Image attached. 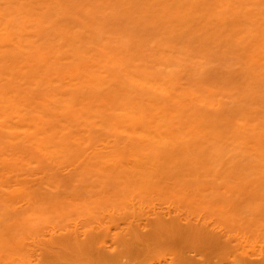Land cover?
Masks as SVG:
<instances>
[{
  "label": "bare ground",
  "instance_id": "bare-ground-1",
  "mask_svg": "<svg viewBox=\"0 0 264 264\" xmlns=\"http://www.w3.org/2000/svg\"><path fill=\"white\" fill-rule=\"evenodd\" d=\"M202 2L203 4L199 0H0V149H5L0 154V176H8L15 181L10 192L2 189L3 193H0V264H74L67 263L66 258L76 255H85L88 259L92 257L95 261L111 260L116 263L119 259H126L128 264H140L141 257L146 259L147 255L150 256V249L160 239L163 230L168 236L174 233L168 228V222L166 225L165 221L162 222V217L153 213L155 217L153 221L149 218L152 221L150 223L147 219V225L154 237L158 235L157 232L161 234L157 236L158 240L152 237L151 241L150 233L145 234L149 238L144 233H139L142 224L137 226L136 218L126 217L127 206L134 212L142 211L141 199L144 201V196L147 198V195L167 196L170 193L176 202L180 200L187 204L186 207L190 206L189 210L191 207L200 209L205 204L207 207L204 208L211 209L227 199L228 203L229 195L232 197L230 204L221 203L218 208L222 209L218 211L224 210L233 216L236 215L233 211L237 207V201L241 202L244 197L250 196L251 200L246 201L250 204L247 207L242 205L243 209L252 215L259 214H255L259 220L255 216L254 219L263 230L264 98L260 100L259 95L261 97L264 94H260V89L259 95L256 93L262 103L253 95L258 86L254 85L257 77L264 76V0ZM101 10L108 11L105 12L112 18L115 16V20L119 18L118 21L125 16L126 25V21L134 23L132 30L136 38L146 34L145 31L142 34L136 33L140 26L137 21L145 20L143 24L146 23V28L144 25L141 27L147 30V25L151 27L150 20L153 19L154 26L166 28L158 29L152 25L156 32L159 30V34L163 32L161 29L169 31L167 27H171L173 30L169 31L170 37L175 38L177 34L180 38L185 35L197 37L202 45L211 44L208 49L214 46L218 51L221 48V53L226 56L231 54L234 55L233 58H243L242 63L246 64L244 67H249L252 76L250 73L241 76L247 86L244 84L246 88L241 85L236 88L246 90H237V96L233 97L231 90L238 77L230 79L234 74L229 70L231 67L224 63L222 64L229 68L225 70L221 65L222 71L224 70L221 76L215 78L211 75L214 79L218 78L217 82L209 77L210 81L208 79L207 82L204 77V82L203 77H197L195 83L192 81L193 85L196 84L194 88L180 89L179 76L174 69H171L174 75L171 72L166 75L167 71L161 74V67H157V70L151 66L155 69L152 71L148 64L144 65L142 61L134 59L136 56L122 55L115 50V46L110 48L108 43H104V48L101 41L99 43L103 44L102 47L98 46V34L91 33L89 36L86 25L91 21L90 24L94 23L95 14L104 13ZM94 11L93 16L91 13ZM105 19L107 21H96L104 26L101 23L109 21L108 18ZM75 23L83 25L87 31L84 28V31H80L82 27L78 26L77 29ZM90 24L89 27L94 25ZM134 25L139 26L137 28ZM103 26L102 29L106 25ZM153 28H150V32L154 31ZM132 33L133 31L130 35L134 37ZM123 35L125 36L122 33L121 37ZM180 38L176 36L178 41H181ZM88 44L90 48L97 47L90 49ZM108 49H111L110 52ZM216 53L212 51V54ZM241 58L238 60L241 61ZM234 69L240 68L237 66ZM241 71L239 72L246 73L245 70ZM262 78L264 87V77ZM259 79L258 83L261 82ZM198 80L202 82L199 83ZM252 92L254 94L251 95ZM221 93L226 96L231 94V100L225 104L220 97ZM102 135L107 138L103 140L99 137ZM15 149L22 155L33 156L38 153L34 162L40 171L33 183L29 179L31 184L24 182L31 174L23 167L22 163L26 160ZM67 162L77 163L79 170L68 177L63 174ZM25 175H28L26 180H22ZM3 182L4 179L0 178V189L5 186ZM197 191L203 192L204 195L197 198H204V203L201 202L202 199H190L191 193ZM240 196L244 197L240 199ZM213 202L217 204L214 206ZM103 207L109 209L112 216V227H109L115 228L111 243L112 246L115 245L113 248L117 252L113 248V252L110 251L114 256L97 246L98 243L103 244L102 240L106 237L103 236L102 229L99 230L100 226L94 228L93 224L92 229L87 227L91 230H87L82 239L73 237L72 232L64 233L62 229L66 227H61L62 232L49 233L48 239L41 238L43 241L38 238L40 242H36L37 244L33 240L35 238L30 239L36 245L33 242L31 244L38 246V251H31V255L38 254L35 261L30 257L28 259L24 253L26 241L34 236L31 235L36 230L34 228H43L38 225L54 222L63 225L72 214L79 215L77 218H84V223L86 219L90 223V219L94 220L93 215L101 217L100 211H105ZM239 207L240 205L237 211ZM118 209L123 213L120 215V222L115 218L120 213ZM192 209L188 211L192 212ZM246 210L242 211L247 213ZM218 211L216 213L220 215ZM194 212L197 213L196 210ZM239 213L241 218L243 214ZM223 214L225 213H221ZM229 215L227 214L230 218L227 217L226 221L234 219ZM223 218H226L225 215ZM94 221L96 223V219ZM122 222L127 230L119 229ZM256 222L255 225L251 223L252 229ZM247 223L249 224L248 221ZM192 229L195 231L194 227ZM37 230L35 233L38 237V232L42 231ZM198 232H195L196 235L193 232L189 234L187 240L200 237V242L202 239L206 241L201 242L204 247L217 242L214 240L217 236L205 234V229L204 233L202 230ZM255 233L258 235V232ZM198 238L190 244H194ZM142 241H151L153 245L148 247V243V246H143ZM262 252L259 254L262 255ZM236 255H239L238 259ZM240 256L238 253L233 256L235 264H264L263 259L260 262H250L244 260L246 255ZM170 261L187 264V256L180 249H174ZM120 264L125 263L122 261Z\"/></svg>",
  "mask_w": 264,
  "mask_h": 264
},
{
  "label": "rangeland",
  "instance_id": "rangeland-1",
  "mask_svg": "<svg viewBox=\"0 0 264 264\" xmlns=\"http://www.w3.org/2000/svg\"><path fill=\"white\" fill-rule=\"evenodd\" d=\"M199 2H200V4L202 3L203 4V2H202V0H199ZM220 2V1H219ZM201 7V6H200ZM98 11V10H97ZM102 12H104V13H102V15H101V13H97L98 14V16H97V14H95V12L96 11H94L93 12V14L91 13V15H93L94 16V14H95V17H94V23H92V24H94V25H96V23L95 22H97V23H99L101 20L103 21V20H106L107 21V19H105V18H108V20H109V18L111 17L112 18V16H108V11H106V10H101ZM101 11H99V12H101ZM107 13H106V12ZM263 11H264V9H263ZM91 15H90V17H91ZM99 15H101V18L99 17ZM107 15V17H105ZM125 15V14H124ZM122 16V15H121ZM97 17V18H96ZM105 17V18H104ZM115 17V16H114ZM113 17V18H114ZM118 17H120V15H118ZM125 17V16H124ZM121 18L120 17V21H118V19L119 18H117V20H115V19H111L110 18V20L108 21V22H105V23H101V25L102 24H104V26H105V30L104 29H102V26H100V23L98 24V25H96V26H94V25H92V24H90V25H92L91 27H89L88 25L89 24H87L86 26V28H88L87 30H89V31H87L84 27H82L83 25H78L77 23H75L74 25H77V29H78V26H79V28L80 27H82V28H80V31H84L83 30V28L85 29V31H87V33H89L90 35L89 36H91V33H93V34H98L97 36H99V35H101L100 37H97L96 36V38H97V41L96 42H100V43H108L109 44V47L110 48H112L111 46H115L114 48H115V50H118L119 51V53L121 52V54L122 55H126V56H130V57H132V56H136V58L134 57V59H137L138 61H142L143 62V64L145 65H147L148 67H150L151 68V66L153 67L154 66V68L155 69H157V67H158V69L161 67V72H163V73H161V74H164L165 73V71H167L165 74L167 75L169 72H171V69H174V72L175 71H177V72H175L176 74H178V76L180 77V80H179V77H177L178 78V87L180 88V89H182V88H194L193 86H195L196 84H194L193 85V83H195L196 81H194V80H196V79H200L201 77H206V78H204V80L202 79V81H206L207 80V82H209L210 81V79L209 78H213L212 76H214L215 78H216V76H221V72H223L222 71V66H223V68L225 69H228L229 67H231V68H229V70H232V73L234 74L233 75V77H231L230 79H236L237 77V79H239V82H238V80L236 81V80H234V89L233 90H231V93H232V95H234L233 97H235V96H237V93L236 92H239V91H237V90H246L245 88H246V86H247V84H245V83H243V81H242V77H244L243 75H246V74H249L250 73V69H249V67L248 66H246V68L244 67V65H246V64H243L242 62L244 61L243 60V58H241V61L240 60H238V59H240V58H238V59H236L237 57H235V58H233L234 57V55H227L226 56V54L224 53H221V51H220V49H219V51L217 50V48L216 49H214L213 47L212 48H210V49H208V47H211L210 45L211 44H208V45H205V44H201L199 41H197V37L196 38H192V37H188V35L186 36H181V38L180 37H178V32H176V34L177 35H175V38L174 37H170L171 35H170V30H173V29H171V27H167L168 29H169V31L168 30H162V29H166L165 27L163 28V27H160L159 26V28L158 29H160V28H162L161 29V31H163V32H160V34L158 33V31L156 32V29L154 30V28H153V26H154V24H153V19H151L150 20V22H152L151 24L153 25H151V27H149V24L147 25V30H149V31H147L145 28V26H146V23L145 24H143L144 22H145V20H144V22H142V20L141 21H137L139 24H140V26L139 25H134L133 27H137L138 28V26H139V28H138V30L139 31H137V28H134L136 31V33H138V34H142V33H144V31H145V33L146 34H144V35H138L137 36V38H136V36H135V33H134V30H132V25L134 24L133 23V21H132V23L133 24H131L130 22H128V21H126L127 22V25H126V23H125V20H127V19H125V18ZM141 17V16H140ZM101 20H100V19ZM128 18V17H127ZM137 18V17H136ZM136 18H135V20H136ZM96 19H98V21H96ZM121 19H124V21L122 22L121 21ZM131 19V18H130ZM132 19H133V17H132ZM139 18H137V20H138ZM141 19V18H140ZM144 19V18H143ZM134 20V21H135ZM148 20V19H147ZM68 21V20H67ZM101 21V22H102ZM71 22H72V20H71ZM104 22V21H103ZM136 22V21H135ZM136 22V23H137ZM140 22H142V23H140ZM149 22V21H148ZM147 22V23H148ZM122 23V24H121ZM125 23V24H124ZM128 24H130L129 26L130 27H128ZM142 24V25H141ZM144 25V27L145 28H143V27H141V26H143ZM73 26V25H72ZM101 27L100 29H98L97 27ZM103 26V27H104ZM110 27V28H106V27ZM154 26V27H155ZM148 27H149V29H148ZM155 27V28H156ZM97 30H96V29ZM143 29V31L141 30V29ZM150 28L152 29L153 28V30L154 31H152L151 30V32H150ZM117 29V30H116ZM130 29H131V31H130ZM145 29V30H144ZM101 31H103L104 33H102ZM108 31V32H107ZM117 31V32H116ZM119 31V32H118ZM133 31V36L134 37H132L130 34H131V32ZM178 31V30H177ZM158 33V34H156V33ZM102 33V34H101ZM117 33V34H116ZM119 33H124L125 34V36L123 35L122 37H121V34H119ZM126 33H127V35H128V37H126L127 35H126ZM167 33H169V35L167 34ZM180 33V32H179ZM104 34V35H103ZM173 34H175V33H173ZM129 35L131 36V39H130V37H129ZM156 35V36H155ZM165 35V36H164ZM181 35V34H180ZM113 36V37H112ZM176 36H177V38H180L181 39V41L179 40H177L176 39ZM93 37V39H94V36H92ZM117 37V38H116ZM162 37H164V38H162ZM168 37V38H167ZM95 38V39H96ZM99 38V39H98ZM112 40H111V39ZM120 40H119V39ZM157 38H159V40L157 39ZM110 39V40H109ZM163 39V40H162ZM169 39H171V40H169ZM174 39V40H173ZM126 43H125V42ZM159 41H161V42H158ZM166 41V42H165ZM95 42V45H98V43H96ZM112 42V43H111ZM115 42H116V44H115ZM121 42V43H120ZM181 42V43H180ZM183 42H184V44H183ZM99 43V44H100ZM118 43V44H117ZM129 43V44H128ZM165 43V44H164ZM168 43H169V46H168ZM103 44H100V45H98V46H100V47H102L101 45H103ZM105 44H104V48H105ZM112 44V45H111ZM113 44H115V45H113ZM177 44V45H176ZM176 45V46H175ZM183 45V46H182ZM88 46V48H90L89 47V44L87 45ZM92 46V45H91ZM94 46V45H93ZM106 46H108V45H106ZM127 46V47H126ZM185 46H187V47H185ZM190 46V47H189ZM95 47H97V46H94V47H91L90 49H94ZM114 48H113V51H114ZM195 48V49H194ZM106 49H107V47H106ZM128 49V51H125V50H127ZM201 49V50H200ZM202 49H207V51L206 50H202ZM215 51H214V50ZM109 50H111V49H108V52H110ZM124 50V51H123ZM210 50H212L213 51V53H216L217 51H218V53L219 54H212V51H210ZM222 50V49H221ZM112 51V52H113ZM122 51H123V53H122ZM206 51V52H205ZM115 52V51H114ZM127 52V53H126ZM128 52H129V54H128ZM183 52V53H182ZM210 54H209V53ZM116 53H118V52H116ZM173 53V54H172ZM206 55H205V54ZM212 54V55H211ZM156 55V56H155ZM189 55V56H188ZM191 55V56H190ZM195 57H193V56ZM203 55V56H202ZM208 55V56H207ZM211 55V56H210ZM221 55V56H220ZM206 56V57H205ZM212 56H213V58H212ZM214 56H215V58H214ZM217 56V57H216ZM224 56V57H223ZM228 56H230L229 58H228ZM152 57V58H151ZM191 57V58H190ZM197 57V58H196ZM202 57V58H201ZM227 57V58H226ZM160 60H159V59ZM210 58V59H209ZM223 58V59H222ZM224 58H226V60L224 59ZM231 58V59H230ZM221 59V60H220ZM228 59V60H227ZM230 59V60H229ZM147 60V61H146ZM225 60V61H224ZM232 60H233V62H232ZM146 61V62H145ZM213 61V62H212ZM219 63H218V62ZM236 61V62H235ZM201 62H203V63H201ZM229 62L230 63H232L231 65L229 64ZM215 63V64H214ZM222 63H224V64H227V65H229V67L226 65H224V64H222ZM237 63H239V64H237ZM169 64V66H167ZM197 64V65H196ZM235 64H237V65H235ZM242 64H243V66H242ZM150 65V66H149ZM222 65V66H221ZM234 65V66H233ZM218 66V67H217ZM238 66V68H240V69H234L233 70V68H236V67ZM165 67V68H164ZM168 67H170V69L168 68ZM179 67H181V69L179 68ZM200 67V68H199ZM213 67V68H212ZM219 67H221V68H219ZM242 67L244 68V69H242ZM164 68V69H163ZM167 68H168V70H167ZM199 68V69H198ZM209 68V69H208ZM218 68V69H217ZM155 69H153V68H151V70L152 71H154ZM157 69V70H158ZM163 69V70H162ZM206 69V70H205ZM208 69V70H207ZM220 69V70H219ZM225 69V70H226ZM159 70V71H160ZM180 70V71H179ZM201 70L203 71V70H205V71H203V72H201ZM237 70H238V73H240L239 71H243V70H245V72L246 73H240V75H238V73H237ZM246 70H249V72H247ZM192 71V72H191ZM207 71V72H206ZM216 71V72H215ZM241 71V72H242ZM173 72V71H172ZM171 72V74L172 75H174L175 73H172ZM179 72V73H178ZM196 72V73H195ZM213 72V73H212ZM191 73V74H190ZM217 73H218V75H217ZM193 74V75H192ZM251 74V73H250ZM188 75V76H187ZM194 75H197V76H194ZM199 75H200V77H199ZM204 75V76H203ZM207 75H209V76H207ZM212 75V76H211ZM176 76V75H175ZM190 76H193V77H190ZM211 76V77H210ZM241 78H240V77ZM250 76H252V74L250 75ZM261 75H259L258 77H257V79H256V84L254 83V85H258L257 86V88H255L254 87V85H253V87L255 88V89H257V91L254 89V92H255V94L257 93L258 95H259V93H258V89H260L261 90V92H260V94L261 93H263L264 94V90L262 91V87H263V85H262V81H263V78L262 77H264V76H261ZM198 77V78H197ZM209 77V78H208ZM234 77H236V78H234ZM183 78V79H182ZM195 78V79H194ZM260 78V79H259ZM206 79V80H205ZM208 79H209V81H208ZM214 79V78H213ZM212 79V80H213ZM218 79V78H217ZM217 79H214V81H216L217 82ZM220 79V78H219ZM232 79V80H233ZM258 79H259V81L261 80V82H259L258 83ZM212 80H211V82H212ZM192 81H193V83H192ZM200 80H198L197 82H199ZM202 81H200V82H202ZM199 82V83H200ZM203 82V83H204ZM239 83L238 85H236V83ZM214 83V82H213ZM242 83V84H241ZM258 83V84H257ZM261 83V84H260ZM215 84H217V83H215ZM246 86H245V85ZM239 85H241V86H245V88L244 89H241V88H236V86H239ZM260 85V86H259ZM221 86V85H220ZM219 86V87H220ZM240 86V87H241ZM262 86V87H261ZM222 87V86H221ZM260 87V88H259ZM243 88V87H242ZM221 89V88H220ZM232 89V88H231ZM263 89H264V87H263ZM252 91V90H251ZM250 91V92H251ZM221 92V91H220ZM223 92V91H222ZM249 92V93H250ZM224 93V92H223ZM223 93H221V98L223 99V102L226 104V103H228L227 101H230L231 100V98H232V95L231 94H227L228 96H226L225 94L223 95ZM234 93V94H233ZM235 93H236V95H235ZM252 94H254L253 92L251 93V95ZM255 94L253 95V97L254 98H257V94H256V97H255ZM219 96V95H218ZM226 97V98H225ZM259 98H260V100H262L263 98H264V95L262 96L261 95V97H260V95H259ZM259 98H257V100H259ZM228 99V100H227ZM226 100V101H225ZM259 100V101H260ZM258 101V102H259ZM261 102V101H260ZM263 103H264V100L262 101ZM261 102V103H262ZM99 137H101L103 140H105L106 138H107V136H99ZM102 140V141H103ZM97 141V140H96ZM96 141H94V143H96ZM75 148H77V147H75ZM4 149V148H3ZM3 149H0V154H3L4 153V151H5V149L3 150ZM16 150V149H15ZM19 154H20V151L19 150H16ZM23 154V153H22ZM22 154H20V156H21V158H23L24 160H26V162H23L22 164H23V167H24V169H27L28 171H29V173L31 174V176L29 175V173H28V175L30 176H28V175H25V179H23L22 178V180H26V178H27V176H28V180H26V181H24V182H26V183H30L31 181V183H33L34 182V180L35 179H37L38 178V175H37V172L38 171H40L39 170V167L37 166V164L34 162V158L36 157V156H38V153H36L35 155H33V156H30V155H22ZM61 167V166H60ZM56 168V167H55ZM0 171H2V166H0ZM57 169V168H56ZM79 170H78V168H77V163H73V162H67L66 163V171H64L63 172V174H66V177H68V176H70L71 174H74L75 172H78ZM35 172V173H34ZM0 174H1V172H0ZM37 175V176H36ZM0 178H3L4 179V182H3V184L5 185L4 187H2L1 189H0V193H3L2 192V189L3 190H6V191H9L10 192V187H14V185H15V181H14V179H11L10 180V177H8V176H0ZM31 181H30V180ZM33 179V180H32ZM69 179V178H68ZM70 180V179H69ZM28 181V182H27ZM30 181V182H29ZM30 183V184H31ZM94 184H97V182H94ZM200 190H205V189H200ZM168 193V192H167ZM197 193V194H196ZM196 193H191V195L189 196L190 197V199L192 200H194V199H197V201H199L198 199H202L201 200V202L203 201V203H204V198H197V197H200L201 196V194H203V192H196ZM206 193V192H205ZM204 195V194H203ZM249 196V195H247V194H244V196ZM244 196H240V199H241V197H244ZM225 197H226V195H225ZM225 197H223L224 199H226ZM222 198V197H221ZM227 198H229V204H230V199L232 198V197H230L229 195L227 196ZM247 197H244V202H243V200H241V202H239V200L237 201V207H238V205H240V207H239V211L240 212H242V214H243V216L241 215V218L239 217L240 216V214L241 213H239V211H237V207L235 208L234 207V211H233V213L235 212V214L236 215H234L233 216V214H230V215H232L231 217H234V219L233 218H231L230 220L231 221H229V223H228V221H226L228 218H230V217H228L227 216V214L229 215V213L230 212H225L224 210V212L223 211H221V212H219L218 210H221L222 208L220 207V209L218 208L219 206H221L220 204L221 203H223L224 202V204L225 205H228V203L226 202V201H228V199L225 201H222L221 203L219 202V201H217L218 202V204H219V206H215L216 204L213 202V204H214V206L215 207H213V208H211L212 209V211H210L211 209L209 208H204L205 206H206V204L204 205V207H200V209H197V207L195 208V207H191V208H193L192 209V212H194L195 210L197 211V213H195L194 212V214L192 213V212H189V211H191V208H190V210H189V207L190 206H188V207H186L187 206V204H184V202H182V201H175L174 200V198H173V196L170 194V193H168V195L167 196H160L159 194L157 195H147V198L144 196V201L141 199V201L143 202V204H142V206H141V208H142V211H140V210H137V211H133V209L132 210H130V206L128 207L127 206V211H128V213L125 215L127 218H129L130 216H132V217H130L131 219L133 218H136L137 219V222H136V225L137 226H139V225H141L140 227H139V233H144V235L145 234H148V233H150V239L149 240H151L152 241V237L153 238H157V240H158V238L159 237H157L158 235H159V233L160 232H157L158 233V235H155V237H154V233L151 235V233L152 232H150V230H149V225H147V222H148V220H149V218H152V221H153V218L155 217L154 215H158L159 217H162L163 218V223H165L166 222V225H167V222H168V228H170V229H172L173 230V232L174 233H171L169 236H168V233H166V231L165 230H163L162 232V234H161V236H160V239L157 241V240H155V239H153V241L155 240V241H157V243L155 244V242H154V244H155V246H153L150 250H151V252H150V256H148L147 255V257H146V259L144 258H142L141 257V259H140V264H168V263H170L171 261H170V258H171V254H172V252H173V250L175 249L176 251H177V249H180L181 250V252H183L184 253V255L185 256H187V264H235L234 263V259H235V257H233L236 253H238V254H240L241 256L240 257H243L244 255H246L245 257H244V260H246V261H252V262H260L262 259L264 260V233L262 234V232H264V228H263V230L261 231V229H262V227L258 224L259 222L257 221V220H259V218L257 217V216H259V214L257 215V213H253V215L251 214V212H249L248 210H246V209H243V206L242 205H244V207H245V205H246V207L250 204V203H247L246 201H249V200H251L250 198V196H249V198H247ZM129 199V198H128ZM233 199H234V197H233ZM236 199V198H235ZM234 199V200H235ZM222 200V199H221ZM232 200V199H231ZM140 201V200H139ZM138 201V202H139ZM11 202H13V201H11ZM183 203V205H182V203ZM227 204H226V203ZM246 202V203H245ZM251 202V201H250ZM145 203V204H144ZM206 203V202H205ZM20 205H23V203L21 204L20 203ZM139 206V205H138ZM155 206H156V208H155ZM242 206V207H241ZM180 207V208H179ZM207 207V206H206ZM133 208V207H132ZM136 208H138L137 206H136ZM144 208V209H143ZM199 208V207H198ZM205 210H204V209ZM215 208H217V210L215 209ZM233 208V207H232ZM103 209L105 210V211H100V213H101V217L99 216H94L93 215V217L92 218H94V220L96 219V223H95V221L94 220H92V219H90V223L89 222H87V219L85 220L86 222L84 223V218H77V217H79V215H77V216H74L73 214H72V217H69V218H71V219H69V218H67V220H66V223L64 222L63 223V225H62V223H58V222H54L53 224H50V223H47L46 225H48V227H45L46 225H43V224H41V225H38V227H43V228H41V230L40 229H38L39 231H42V232H38V230H37V228H34V229H36L37 230V232L39 233V236L37 237V233H35V231H34V233H33V231H32V234L31 235H34V236H31V238H29V240H27V241H29V242H27L26 241V251H24V253H26V256L28 257V259H29V257L32 259V261H35L36 260V257L38 256V254L37 255H35V253H32V255H31V251H32V249H33V252H34V250H36V251H38V246L37 247H35V245L37 244V243H39L38 242V240H41V241H43L42 239H48L49 238V233H51V232H53V231H57V232H62V231H65L64 233H67V232H72L71 234H73V237H78L79 239H82V238H84L85 237V235H86V233H87V230L89 231V230H91L94 226V228H97V227H99V230H101L102 229V231H103V236L104 237H106V239H104V240H102V242H103V244H101V243H98V245L97 246H101L100 248H103V249H105V250H107V252L108 253H110V251H112L114 248L113 247H115V245L114 246H112L113 244L111 243V238L112 237H114L113 235H114V233L112 234V232H113V229H115L114 227H113V229L111 228L112 227V224H110V222H111V213H109L108 211H110L109 209L107 210L106 208H104L103 207ZM126 209H124V210H126ZM155 209V210H154ZM144 210V211H143ZM154 210V211H153ZM189 210V211H188ZM216 210V211H215ZM247 211V213H245V212H243V211ZM107 211V212H106ZM118 211H119V209H118ZM202 211V212H201ZM219 212L220 213V215H221V213H225V214H223V215H218V213H216V212ZM251 211V210H250ZM120 213L119 214H116V220H118V222H120V215H123V213L121 212V211H119ZM250 214H249V213ZM100 213H97L98 215L100 214ZM106 213H108V214H106ZM122 213V214H121ZM144 213H146V216H145V214ZM153 213H154V215H153ZM156 213V214H155ZM227 213V214H226ZM245 213V214H244ZM106 214V215H105ZM144 214V215H143ZM160 214V215H159ZM164 214V215H163ZM257 216H256V215ZM96 215V214H95ZM142 215V216H141ZM162 215V216H161ZM224 215H225V217L226 218H223L224 217ZM229 215V216H230ZM238 215V216H237ZM245 215H250V216H245ZM104 216H105V218H104ZM107 216H109V217H107ZM147 216H148V218H147ZM237 216V217H236ZM254 216H255V219H257V220H255L254 219ZM77 218V220H76V218ZM81 217H84V215L83 216H81ZM90 217V218H91ZM96 217H98L100 220H98V218H96ZM107 217V218H106ZM228 217V218H227ZM236 217V218H235ZM249 217V218H248ZM257 217V218H256ZM102 218V219H101ZM79 219H81V221H83L82 223H81V221L79 220ZM104 219H105V221H104ZM148 219V220H147ZM226 219V220H225ZM239 219V220H238ZM245 219V220H244ZM252 219V220H251ZM255 221H254V220ZM76 220V221H75ZM103 220V221H102ZM109 220V221H108ZM146 220H147V222H146ZM242 220V222H244V223H242V222H240ZM244 220V221H243ZM92 221H93V223H92ZM102 221V222H101ZM136 221V220H135ZM152 221H150L149 220V222L148 223H150V222H152ZM165 221V222H164ZM171 221V222H170ZM224 221H225V223H224ZM239 221V222H238ZM247 221L249 222V224L247 223ZM253 221H254V223L256 222V226H254L255 224L253 223ZM117 222V221H116ZM238 222V223H237ZM246 222V223H245ZM52 223V222H51ZM105 223V224H104ZM139 223V224H138ZM141 223V224H140ZM146 223V224H145ZM171 223V224H170ZM235 223V224H234ZM237 223V224H236ZM251 223L252 224H254V225H252L253 226V229H252V227H251ZM94 226H93V225ZM97 226H96V225ZM119 224V223H118ZM152 224V223H151ZM242 224V225H241ZM247 225V226H243V225ZM258 224V225H257ZM87 225V226H86ZM122 225V226H121ZM125 225V224H124ZM77 226V227H76ZM90 226V228H87V227H89ZM109 226H111V227H109ZM119 226H121V228H119V229H123V228H125L126 229V227H123V222H122V224L120 223V225ZM145 226H147V227H145ZM198 226V227H197ZM249 226V227H248ZM257 226H259L260 228V230H258V227ZM51 229H50V228ZM63 227H66V228H62ZM105 227H107V228H105ZM192 227H194L195 228V231H194V229H190V228ZM197 227V228H196ZM241 227V228H240ZM248 227V228H247ZM255 227H257V228H255ZM101 228V229H100ZM146 228H148V229H146ZM61 229H62V231H61ZM73 229V230H72ZM109 229H110V231H109ZM125 229H123V230H125ZM203 229H205V231H206V233L205 234H212V235H215V236H217V238H214V240L215 241H217L216 243H213L212 245L210 244V245H208L207 244V246L205 245V247L202 245V243H204V242H206L205 240H203L202 238V243L200 242V237L198 238V237H195L196 238V240H197V238L199 239L198 241H195V243L194 244H190V243H192L194 240H195V238H194V240L191 238V240L190 239H188L187 240V237L188 236H190L189 234H192V232L194 233V235H196V231H199L198 233H200L201 232V230H202V233H204L203 232ZM47 230H49V231H47ZM127 230V229H126ZM146 230V231H145ZM149 230V231H148ZM249 230V231H248ZM116 231V230H115ZM75 232V233H74ZM78 232V233H77ZM146 232V233H145ZM254 232H258V235H257V233H255L254 234ZM124 233H125V231H124ZM170 233V232H169ZM197 233V234H198ZM261 233V234H260ZM44 234V235H43ZM48 236H47V235ZM77 234V235H76ZM156 234V233H155ZM248 234V235H247ZM43 235V236H42ZM74 235H76V236H74ZM82 237H81V236ZM172 235V236H171ZM46 236V237H45ZM67 236H69L68 234H67ZM145 236H147V235H145ZM149 236H147V238H149ZM48 237V238H47ZM32 238H35V239H33V240H36V241H31L30 239H32ZM38 238H40V239H38ZM42 238V239H41ZM144 238H146V237H144ZM145 239V240H147V241H149L148 239ZM258 238V239H257ZM38 239V240H37ZM100 239L101 238H99V242H100ZM142 239H143V237H142ZM218 239V240H217ZM150 241V242H151ZM255 241H257V243H255ZM34 243V244H31V243ZM144 242V241H142V244H144L143 246H145L146 244H148V245H146V246H148V247H151L152 245H153V242ZM31 244V245H29V244ZM39 245V244H38ZM111 245V246H110ZM208 246H210V247H208ZM105 247V248H104ZM108 247V248H107ZM111 247V248H110ZM175 247V248H174ZM207 247H208V249H207ZM37 248V249H36ZM96 248V247H95ZM98 248V247H97ZM107 248V249H106ZM113 248V249H112ZM222 248V249H221ZM229 248V249H228ZM29 249H31V250H29ZM146 249H147V247H146ZM225 249V250H224ZM29 250V251H28ZM102 250V249H101ZM227 250H229V252L227 251ZM232 250V252H230ZM234 250V251H233ZM35 251V252H36ZM114 251H115V249H114ZM263 251V252H262ZM30 252V253H29ZM113 252V251H112ZM115 252H117V251H115ZM149 252V251H148ZM234 252V253H233ZM255 252H257V253H255ZM262 252V255L261 254H259V253H261ZM29 253V254H28ZM204 253V254H203ZM225 253V254H224ZM228 255H227V254ZM230 254H231V256H230ZM253 254V255H252ZM34 255V256H33ZM207 255V256H206ZM243 255V256H242ZM36 256V257H35ZM110 256H114V253H110ZM237 256H239V255H236V257ZM23 257H24V255H23ZM26 257V258H27ZM35 257V258H34ZM151 257V258H150ZM255 257V258H254ZM25 258V259H26ZM149 258V259H148ZM239 257H237V259H238ZM67 263H74V264H120L122 261H123V263H127L128 261L126 260V259H119L118 260V262H116V263H114V261H111V260H109L108 262L107 261H101V260H93V258L91 257L90 259H88L85 255H76V256H68L67 258ZM143 259V260H142ZM240 259H242L243 260V258H240ZM120 260H122L121 262H120ZM190 260V261H189ZM96 263H95V262ZM97 261H99V262H97ZM116 261V260H115ZM141 261H142V263H141ZM186 261V260H185ZM106 262V263H105ZM189 262V263H188ZM128 264V263H127ZM170 264H176V262H174V263H170ZM178 264V263H177Z\"/></svg>",
  "mask_w": 264,
  "mask_h": 264
}]
</instances>
